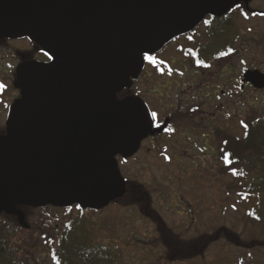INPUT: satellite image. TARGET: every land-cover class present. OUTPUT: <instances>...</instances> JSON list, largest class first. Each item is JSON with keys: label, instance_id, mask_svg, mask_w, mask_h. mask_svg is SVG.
<instances>
[{"label": "water", "instance_id": "1", "mask_svg": "<svg viewBox=\"0 0 264 264\" xmlns=\"http://www.w3.org/2000/svg\"><path fill=\"white\" fill-rule=\"evenodd\" d=\"M253 0H0V38L29 37L51 58L18 68L22 97L0 136V214L27 227L24 207L101 210L127 193L130 158L153 119L137 96L145 57ZM245 82L264 88V73ZM159 130H162L160 128Z\"/></svg>", "mask_w": 264, "mask_h": 264}, {"label": "rangeland", "instance_id": "2", "mask_svg": "<svg viewBox=\"0 0 264 264\" xmlns=\"http://www.w3.org/2000/svg\"><path fill=\"white\" fill-rule=\"evenodd\" d=\"M251 5L264 11V0H254ZM242 20V28L248 29V44L245 55L237 63L240 67L258 68L264 72V53L256 44L261 40V34L264 37V18L250 16L247 21ZM161 53L159 57L167 56V52ZM243 58L245 60L241 61ZM138 87L148 89L149 83L141 80L132 91ZM176 100L177 96L173 95L168 98V103L174 104ZM162 101L165 102L166 97ZM221 111L224 115L217 113L213 123L228 131L227 136L218 135L211 128L189 134V137H171L169 133L152 136L143 143L137 155L120 162L121 170L135 184L147 186L153 207L185 239L213 233L225 226L237 232L244 242L251 239L264 242V224H255L247 218V203L239 199L231 172L233 165L226 163L228 156L233 158L236 153L234 139L243 136L242 120L264 113V89L258 91L247 86L236 97L227 98ZM201 116L206 113L202 112ZM76 214L74 209L72 216ZM49 215L48 223L52 226L62 225V218L69 216L60 210L51 211ZM43 216L42 211L30 212L29 219L40 221ZM86 216L98 224L95 240L121 247L124 264L154 263L158 248L150 242L158 237V233L137 204L114 203L95 214L86 213ZM37 261L38 264H53L46 252L39 254ZM171 264H264V248H243L221 238L196 258Z\"/></svg>", "mask_w": 264, "mask_h": 264}, {"label": "trees", "instance_id": "3", "mask_svg": "<svg viewBox=\"0 0 264 264\" xmlns=\"http://www.w3.org/2000/svg\"><path fill=\"white\" fill-rule=\"evenodd\" d=\"M252 14L254 12L247 10L242 4L227 16L237 15L248 20ZM236 32L232 23L230 33L233 35ZM256 44L262 47L264 53V37L256 41ZM208 49L209 46L206 47L204 57H207ZM235 57L238 56L233 50L231 58ZM242 121L243 136L234 139L236 153L233 158L228 156L226 163L233 165L231 172L236 180L239 199L247 203V218L255 224H264V113ZM215 130L218 135H228L221 126H216ZM126 179V195L113 203L124 206L137 204L145 217L154 224L158 237L153 238L150 244L158 248V255L153 264H171L196 258L210 244L219 242L221 238L243 248H264L263 241L251 239L244 242L237 232L225 226L217 228L213 233L185 239L153 207L152 194L147 186L137 185L133 180ZM23 209L27 217V227L21 226L15 215L0 214V264H38L37 257L43 252L47 253L53 264H124L121 247L95 240L99 233L98 224L86 216V213L95 214L98 211L81 210L78 206L64 209L52 206ZM74 209L78 212L73 217ZM56 210L69 215L68 219L65 216L62 218L60 226L48 223L49 212ZM41 211L45 216L40 221L29 219L30 212Z\"/></svg>", "mask_w": 264, "mask_h": 264}, {"label": "flooded vegetation", "instance_id": "4", "mask_svg": "<svg viewBox=\"0 0 264 264\" xmlns=\"http://www.w3.org/2000/svg\"><path fill=\"white\" fill-rule=\"evenodd\" d=\"M250 10L264 18V11ZM204 21L192 32L169 43L161 51L167 52V56L159 57L157 54L147 60L141 80L149 83L148 89L138 87L132 91L137 87L134 84L128 92L121 94V97L127 94L142 97L151 112L156 113L153 116L154 129H163L155 134L189 137V134L210 128L215 132L213 121L218 114L224 115L221 111L224 101L236 97L247 86L252 88L250 83L243 82L248 68L237 63L245 55L248 44L247 29L242 28L239 16L208 18L207 24ZM232 23L237 31L233 35L230 33ZM208 46L207 57H204ZM233 50L238 57L231 58ZM31 60L47 62L50 58L27 38L0 39V136L6 133L10 106L21 97V90L15 86L18 68ZM173 95L177 96L176 104H169L168 98ZM164 97L165 102L162 101ZM207 109L210 111L207 112ZM202 112L206 116H201ZM155 134H151L147 142Z\"/></svg>", "mask_w": 264, "mask_h": 264}, {"label": "snow or ice", "instance_id": "5", "mask_svg": "<svg viewBox=\"0 0 264 264\" xmlns=\"http://www.w3.org/2000/svg\"><path fill=\"white\" fill-rule=\"evenodd\" d=\"M237 7H239V5H237ZM204 23H206V24H207V23H209V21H207V20H206V21H204ZM147 58H148V59H152V57H151V56H148ZM152 115H153V116H155V115H156V113H152Z\"/></svg>", "mask_w": 264, "mask_h": 264}]
</instances>
